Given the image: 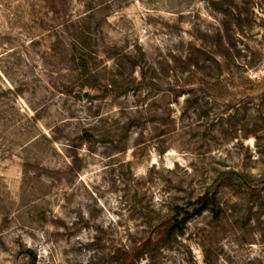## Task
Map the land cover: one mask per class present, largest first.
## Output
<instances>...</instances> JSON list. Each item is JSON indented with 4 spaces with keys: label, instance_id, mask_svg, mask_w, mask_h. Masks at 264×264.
Returning a JSON list of instances; mask_svg holds the SVG:
<instances>
[{
    "label": "rangeland",
    "instance_id": "rangeland-1",
    "mask_svg": "<svg viewBox=\"0 0 264 264\" xmlns=\"http://www.w3.org/2000/svg\"><path fill=\"white\" fill-rule=\"evenodd\" d=\"M147 238L134 264H264V0H0V264Z\"/></svg>",
    "mask_w": 264,
    "mask_h": 264
},
{
    "label": "trees",
    "instance_id": "trees-1",
    "mask_svg": "<svg viewBox=\"0 0 264 264\" xmlns=\"http://www.w3.org/2000/svg\"><path fill=\"white\" fill-rule=\"evenodd\" d=\"M89 89H95L89 86ZM220 181L226 187H232L235 185L244 186V181L237 175L232 173L221 174ZM215 195L210 192H206L199 196L193 202L188 203V208L183 209L175 207V214L172 218L151 226L153 221L150 220L148 224L153 227L154 235H158L161 239H168L173 237L174 234H181L185 225L192 219L202 215L206 211H214ZM158 241L152 242V239L147 238L140 244H134L130 249L113 248L110 259L114 264H134L137 260L139 253L146 245L157 246Z\"/></svg>",
    "mask_w": 264,
    "mask_h": 264
}]
</instances>
